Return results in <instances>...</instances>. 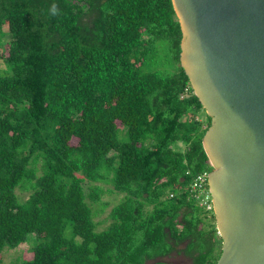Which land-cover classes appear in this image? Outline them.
Listing matches in <instances>:
<instances>
[{
    "label": "trees",
    "instance_id": "16d2710c",
    "mask_svg": "<svg viewBox=\"0 0 264 264\" xmlns=\"http://www.w3.org/2000/svg\"><path fill=\"white\" fill-rule=\"evenodd\" d=\"M181 37L172 0H0V264L31 239L16 264L216 263L192 189L211 117ZM167 41L169 73L148 64ZM102 183L125 196L99 228Z\"/></svg>",
    "mask_w": 264,
    "mask_h": 264
},
{
    "label": "water",
    "instance_id": "95a60500",
    "mask_svg": "<svg viewBox=\"0 0 264 264\" xmlns=\"http://www.w3.org/2000/svg\"><path fill=\"white\" fill-rule=\"evenodd\" d=\"M180 64L211 124L203 136L222 251L264 264V0H172Z\"/></svg>",
    "mask_w": 264,
    "mask_h": 264
},
{
    "label": "rangeland",
    "instance_id": "374dc122",
    "mask_svg": "<svg viewBox=\"0 0 264 264\" xmlns=\"http://www.w3.org/2000/svg\"><path fill=\"white\" fill-rule=\"evenodd\" d=\"M6 28L7 26H5V29ZM148 64L153 69H158L161 72H165V73L173 72L174 70H176L178 64L174 60L173 50L171 49V44L169 41L164 43L162 46L159 45L156 52L150 53ZM0 68L3 69L5 68V63L2 60H0ZM178 145L184 146L183 143H178ZM102 184L104 188L107 189V191L102 195L101 201L107 203V205L105 206L104 210L100 211L96 216V220L102 221L99 228H104L106 225L110 223V219L108 218V214L110 210L112 209L113 206L120 203L125 196V194L122 192H116V191L110 192L108 190L110 184L108 183L107 184L102 183ZM86 188H88V185L86 186ZM18 192L20 195H22L23 199L27 198L29 195V192L25 190L19 189ZM210 202L213 204L211 194H210ZM94 206L96 209L100 207L98 204H94ZM204 211H205L204 214L206 215L207 223L211 226L212 224H210V222L212 223L213 221V227H216V216L214 209L211 210L210 212L206 211L205 209ZM32 247H33L32 239L28 242L22 243L16 248L5 247L3 252V261H4L3 264H16L25 258H31L33 256ZM163 259L172 262H177L180 264H192V258L185 254H180V255L172 254L170 255V257H164ZM154 260L156 259L148 260V264H151Z\"/></svg>",
    "mask_w": 264,
    "mask_h": 264
},
{
    "label": "built area",
    "instance_id": "2783aa9c",
    "mask_svg": "<svg viewBox=\"0 0 264 264\" xmlns=\"http://www.w3.org/2000/svg\"><path fill=\"white\" fill-rule=\"evenodd\" d=\"M208 174L204 172L198 175L192 182V189L195 191L199 204L208 212L213 210V204L210 202V192L208 186Z\"/></svg>",
    "mask_w": 264,
    "mask_h": 264
},
{
    "label": "flooded vegetation",
    "instance_id": "af4514ba",
    "mask_svg": "<svg viewBox=\"0 0 264 264\" xmlns=\"http://www.w3.org/2000/svg\"><path fill=\"white\" fill-rule=\"evenodd\" d=\"M180 254H184V253H178L177 255H180ZM170 257V256H169ZM175 263H177V262H175ZM177 264H180V263H177Z\"/></svg>",
    "mask_w": 264,
    "mask_h": 264
}]
</instances>
